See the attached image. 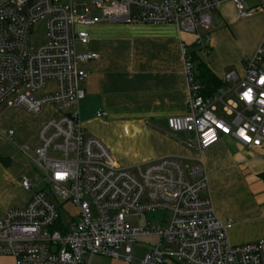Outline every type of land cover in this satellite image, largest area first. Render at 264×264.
<instances>
[{"label":"built area","instance_id":"built-area-1","mask_svg":"<svg viewBox=\"0 0 264 264\" xmlns=\"http://www.w3.org/2000/svg\"><path fill=\"white\" fill-rule=\"evenodd\" d=\"M226 2L240 17L264 12V0H0V106L32 115L54 109L38 131L32 158L40 169L38 179L21 182L26 190L38 183L44 189L0 218V255L13 257L15 264H96V256L118 259L124 248V261L130 263L134 244L144 243L149 252L141 264H264V239L242 245L229 241L232 220L215 214L202 155L185 167L175 156L124 167L80 120L81 81L88 76L81 64L99 59L97 53L78 51V44L90 39L80 27L174 24L195 34L205 51L200 39L208 40L214 12ZM40 22L46 37L34 47L31 34ZM183 59L188 114L169 118V131L194 133L199 151L226 136L264 149V39L246 62L244 77L226 74L223 80L234 81L233 86L211 98L201 94L187 49ZM52 82L56 89L41 92ZM218 104L230 120L220 117ZM6 134L12 140L15 133ZM66 202L77 209L68 223L63 219ZM157 211L164 216L156 225L130 223V217Z\"/></svg>","mask_w":264,"mask_h":264},{"label":"crops","instance_id":"crops-1","mask_svg":"<svg viewBox=\"0 0 264 264\" xmlns=\"http://www.w3.org/2000/svg\"><path fill=\"white\" fill-rule=\"evenodd\" d=\"M222 6L225 11L235 9L231 2ZM218 14L208 40L203 42L207 48L199 55L223 81V89L234 84L223 80L226 74L235 73L238 80L244 77L246 62L264 39V12L248 18ZM89 26V42L79 51L97 53L99 59L81 64L88 72L81 81L85 97L80 102V120L85 128L124 167L164 156H175L191 165L202 155L215 214L222 221L232 220L227 228L229 241L242 245L264 239V149L247 148L226 136L199 151L194 133H171L167 126L169 118L188 114L190 89L183 49H189L197 36L174 24L103 22ZM261 69L264 71V60ZM12 109L2 117L0 127V218L10 209L26 205L33 196L21 182L23 178L35 182L39 175L24 147L33 138L38 143L40 127L54 113L50 106L34 117L22 109ZM100 111L105 113L103 117L97 116ZM218 114L231 119L220 104ZM10 129L15 133L12 140L6 134ZM115 137L141 141L146 153L133 162H120L116 158L120 156L112 152ZM0 264H15V259L0 255Z\"/></svg>","mask_w":264,"mask_h":264},{"label":"rangeland","instance_id":"rangeland-1","mask_svg":"<svg viewBox=\"0 0 264 264\" xmlns=\"http://www.w3.org/2000/svg\"><path fill=\"white\" fill-rule=\"evenodd\" d=\"M85 3H88L85 1ZM221 7V6H220ZM225 6H222L218 11L214 12L213 18L215 19L219 14L218 13H223L224 15H228L231 17H236L240 15L238 14L236 8L235 9H228V10H224ZM244 18V17H241ZM80 28H84V30H86L87 32L91 33V29L90 26H82ZM199 35H204V31L199 29L198 31ZM46 37V31H45V27L43 22H40L39 24H37L32 31L31 34V44L34 47H39L45 40ZM205 37L203 36L200 40L205 42ZM78 51L81 50V45L78 44L77 47ZM202 57L204 59H207L208 56L206 54H202ZM56 89V84L55 83H49L46 87L45 90L41 91V92H45V91H50ZM13 110L12 108H7L6 105H1L0 106V127H1V119L2 117L5 116V114H7L9 111ZM29 114V113H28ZM30 116L34 117L35 115L30 114ZM23 119H27L29 120V118L27 117H23ZM4 125H6V123H4ZM0 131H2V129L0 128ZM88 135H93L90 131L86 130ZM191 139H193V137H191ZM37 140H38V135H37ZM112 147L114 149H112V152L114 150V154H118L119 157L116 156L117 160H119L120 162H133V160H135V157L137 156H141L142 154L146 153V147L145 145L141 142V141H136L130 138H117L115 137L114 139H112ZM193 142V140H192ZM27 147H29V151L26 152V157L29 160V162H31L33 169L35 170L36 174L39 175L40 174V169L34 164V162L32 161V158L35 157L36 155V149L39 145V141L37 143V141L35 140V138L31 139L30 142H28ZM25 146V145H24ZM50 155H55L53 153H50ZM56 156H59L58 154H56ZM119 162V163H120ZM121 164V163H120ZM182 165L185 167L186 165H189V163L187 161H183ZM125 166V165H122ZM36 176V175H35ZM37 177V176H36ZM35 177V179H36ZM34 179V180H35ZM44 189V184L43 183H38L35 188L32 190L33 192L36 191H40ZM76 207H74L71 203L66 202L63 208V219L65 222H70L72 217L76 214ZM164 216V211H157L154 213H147L146 215H142V216H138V217H130V223L132 225H137V224H145L146 222L151 223V224H158L160 223V221L162 220ZM149 252V247L146 246L144 243H136L134 244V248H133V257L130 263H127L126 261H124L123 255H124V248L120 249L118 251V254L120 255V257L118 259L116 258H110V257H102V256H96V258L94 259V262L96 264H141L142 260L144 259L145 255Z\"/></svg>","mask_w":264,"mask_h":264},{"label":"trees","instance_id":"trees-1","mask_svg":"<svg viewBox=\"0 0 264 264\" xmlns=\"http://www.w3.org/2000/svg\"><path fill=\"white\" fill-rule=\"evenodd\" d=\"M202 50L203 48L200 47L197 41L187 49L193 63L195 81L201 86V94L206 98H211L224 86V83L212 72L209 65L201 58L199 51Z\"/></svg>","mask_w":264,"mask_h":264}]
</instances>
